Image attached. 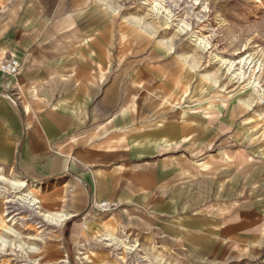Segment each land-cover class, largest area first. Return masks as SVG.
Segmentation results:
<instances>
[{
  "label": "crops",
  "instance_id": "crops-1",
  "mask_svg": "<svg viewBox=\"0 0 264 264\" xmlns=\"http://www.w3.org/2000/svg\"><path fill=\"white\" fill-rule=\"evenodd\" d=\"M114 9L110 0H0V63H22L15 77L0 73V167L116 203L199 263L264 264L261 168L239 163L232 147L223 154L216 118L176 105L203 82L174 43L142 49L133 29L137 43L126 45ZM242 163L250 169L239 172Z\"/></svg>",
  "mask_w": 264,
  "mask_h": 264
},
{
  "label": "rangeland",
  "instance_id": "rangeland-1",
  "mask_svg": "<svg viewBox=\"0 0 264 264\" xmlns=\"http://www.w3.org/2000/svg\"><path fill=\"white\" fill-rule=\"evenodd\" d=\"M110 1L122 15L126 45L137 43L135 29L142 49L149 40L152 45L174 43L196 68L203 84L188 87L182 99H174L176 105L221 122L223 154L232 147L239 163L247 160L260 167L254 181L258 187L264 159L253 158L264 157V0ZM229 69L238 75L233 77ZM250 80L259 86H249ZM249 163L239 165V172L245 171L240 167L250 169ZM17 175L23 176L13 167H0V264H242L243 259L191 260L181 247L156 239L148 225L141 227L127 212H119L116 203L106 211L94 210L91 203L99 200L80 195L69 183L23 176L27 185L20 186L14 182ZM244 183L239 181L238 204L247 196ZM27 195L38 199L39 208L23 205ZM75 205L78 212L72 211ZM70 213L75 215L62 224L51 222L50 217Z\"/></svg>",
  "mask_w": 264,
  "mask_h": 264
},
{
  "label": "built area",
  "instance_id": "built-area-1",
  "mask_svg": "<svg viewBox=\"0 0 264 264\" xmlns=\"http://www.w3.org/2000/svg\"><path fill=\"white\" fill-rule=\"evenodd\" d=\"M22 63L21 61L16 57H8L5 58L0 63V73L5 77H15L17 76L21 71ZM114 203H111L109 201H92L91 207L94 210H100V211H106L108 209H111L113 207Z\"/></svg>",
  "mask_w": 264,
  "mask_h": 264
},
{
  "label": "bare ground",
  "instance_id": "bare-ground-1",
  "mask_svg": "<svg viewBox=\"0 0 264 264\" xmlns=\"http://www.w3.org/2000/svg\"><path fill=\"white\" fill-rule=\"evenodd\" d=\"M230 70V69H229ZM235 70L233 69V71L231 72V70H230V72L233 74V77L234 76H237L238 75V72H234ZM230 73V74H231ZM240 74H241V72H240ZM244 77V74H241V77L240 78H243ZM244 79V78H243ZM249 83H251L249 86H253L254 87V85H256L257 87L259 86V83L258 84H256L257 83V81L256 80H250L249 81ZM255 90H257V89H255ZM262 90H263V88H262ZM258 91V90H257ZM259 93V92H258ZM261 94H262V96H264V92H261ZM1 177V176H0ZM14 182L16 183V184H19L20 186L22 185V186H26L27 185V182H26V179H24V178H22V177H20L19 175H17V177L15 178V180H14ZM33 186L34 187H38V186H36L35 184H33ZM25 194H27V193H25ZM22 198H25V200H23V205L25 206V207H33L34 209H37V208H39V205H38V199H36V198H34L33 196H31V195H27L26 197H22ZM9 201V200H8ZM66 216H64V215H59V216H55V217H50L51 218V222H54L53 224L54 225H57V224H59V222H61L62 220H64V218H65Z\"/></svg>",
  "mask_w": 264,
  "mask_h": 264
}]
</instances>
